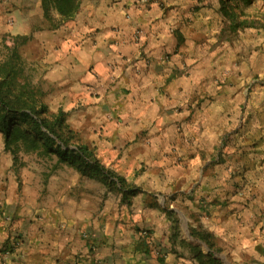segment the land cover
<instances>
[{
    "label": "crops",
    "instance_id": "obj_1",
    "mask_svg": "<svg viewBox=\"0 0 264 264\" xmlns=\"http://www.w3.org/2000/svg\"><path fill=\"white\" fill-rule=\"evenodd\" d=\"M206 4L80 0L56 29L40 0L26 10L14 36H31L23 54L45 102L139 192L124 200L36 155L16 163L0 140V264H198L195 249L210 251L200 234L225 262L263 261L264 171L258 186H237L250 136L239 95L215 93L200 44Z\"/></svg>",
    "mask_w": 264,
    "mask_h": 264
},
{
    "label": "rangeland",
    "instance_id": "obj_2",
    "mask_svg": "<svg viewBox=\"0 0 264 264\" xmlns=\"http://www.w3.org/2000/svg\"><path fill=\"white\" fill-rule=\"evenodd\" d=\"M206 1L207 4L204 6L206 11L199 22L200 27H204L206 32L200 37V44L203 45L202 51L208 64L217 74L216 95L240 97L239 120L240 122L244 120L249 134L247 136H250L246 144L247 166L250 165L248 168L250 172L248 176L239 174L237 186L241 190L246 186L251 189L253 184L258 186L256 170L260 167L264 171V158L259 157L260 153L264 152V1L254 0L248 5L239 3L238 7L233 5L235 19L242 22L236 30L227 17L219 12L218 0ZM36 4L37 0H0V63L17 45L22 58L20 81L39 89L41 87L39 74L24 58L23 37L16 39L17 36H14V31L23 21V14L26 10L28 12L29 9L34 10ZM203 21L205 25H202ZM35 28H40V24ZM247 108L249 114L246 113ZM237 134H241L239 130ZM0 140L4 141L1 134ZM20 158L23 159L24 155ZM42 159L48 171L55 170L54 160ZM204 245L207 250L208 245ZM211 253L224 264H239L231 263L228 258L225 262L223 253L214 247ZM243 264H264V258L263 261L249 259Z\"/></svg>",
    "mask_w": 264,
    "mask_h": 264
},
{
    "label": "trees",
    "instance_id": "obj_3",
    "mask_svg": "<svg viewBox=\"0 0 264 264\" xmlns=\"http://www.w3.org/2000/svg\"><path fill=\"white\" fill-rule=\"evenodd\" d=\"M253 1L218 0V9L236 30L242 22L235 19L233 5L238 7L239 3L248 5ZM40 4L45 20L54 29L72 20L80 8V0H40ZM30 37L17 36L16 39L22 38L25 43ZM10 51L0 63V134L4 150L14 157L16 163L21 155H36L49 160L57 158L55 170L61 164L67 165L83 177L117 187L123 192L124 200L137 194L139 189L131 188L123 177L106 168L88 146L76 142L77 135L70 130L67 114L62 108L53 113L38 88L21 83L22 58L17 45ZM169 214L174 216L171 212ZM175 219L178 224L179 220ZM197 237L210 248L208 253L195 249L198 264H224L211 253L213 245L206 236L200 234Z\"/></svg>",
    "mask_w": 264,
    "mask_h": 264
},
{
    "label": "built area",
    "instance_id": "obj_4",
    "mask_svg": "<svg viewBox=\"0 0 264 264\" xmlns=\"http://www.w3.org/2000/svg\"><path fill=\"white\" fill-rule=\"evenodd\" d=\"M143 1V3H146V4H149V3H152L153 2V0H142ZM139 37V32H137L136 33V35H135V38L137 39Z\"/></svg>",
    "mask_w": 264,
    "mask_h": 264
}]
</instances>
